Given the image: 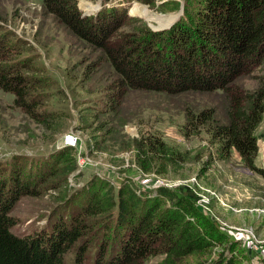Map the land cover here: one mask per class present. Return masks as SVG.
I'll return each mask as SVG.
<instances>
[{
	"label": "rangeland",
	"instance_id": "obj_1",
	"mask_svg": "<svg viewBox=\"0 0 264 264\" xmlns=\"http://www.w3.org/2000/svg\"><path fill=\"white\" fill-rule=\"evenodd\" d=\"M188 1L76 2L83 14L99 19L104 10L121 9L120 17L126 14L116 33L138 37L187 19ZM2 33L15 49L13 56L25 61L21 72L32 77L26 97L31 110L0 89V179L18 173L24 181L33 177L30 183L36 185L35 194L20 196L10 212L19 221L15 233H34L56 211L84 199L82 206L95 193L111 189L115 195L121 190L144 196L164 186L186 194L227 233L228 243L208 249L213 256L222 252L223 259L232 256L233 264H264V178L248 169L234 149L220 159L206 129L194 132L187 122L188 113L206 108H214L216 119L225 122L222 91L132 89L111 111L106 101L115 70L99 58V48L47 13L42 0H0ZM262 80L264 59L235 84L254 90ZM254 132L255 164L264 168V112ZM64 147L70 148L75 164L65 174L59 160ZM200 257L160 253L142 264H195Z\"/></svg>",
	"mask_w": 264,
	"mask_h": 264
},
{
	"label": "trees",
	"instance_id": "obj_2",
	"mask_svg": "<svg viewBox=\"0 0 264 264\" xmlns=\"http://www.w3.org/2000/svg\"><path fill=\"white\" fill-rule=\"evenodd\" d=\"M76 1L42 0V5L76 37L99 48V58L115 70L107 91L109 110L116 111L132 89L173 94L220 90L226 121L216 119L214 108H206L188 113V125L194 132L206 129L220 159L229 158L234 149L248 169L264 178V168L255 164L254 132L264 112V80L254 90L235 84L264 59V0H189L187 19L138 37L116 33L123 22L121 9L104 10L99 19L83 14ZM7 39L6 33L0 34V89L31 110L26 97L32 77L21 72L25 61L13 56L15 49ZM69 150L59 151L64 174L75 169ZM32 178L24 181L16 173L0 179V264H142L160 253H201L195 264L234 263L232 256L223 259L221 252L217 258L208 250L228 243L218 223L186 194L164 186L144 196L121 190L115 195L111 189L95 193L82 206L84 199L56 211L34 233H15L19 221L10 212L20 196L35 194Z\"/></svg>",
	"mask_w": 264,
	"mask_h": 264
},
{
	"label": "built area",
	"instance_id": "obj_3",
	"mask_svg": "<svg viewBox=\"0 0 264 264\" xmlns=\"http://www.w3.org/2000/svg\"><path fill=\"white\" fill-rule=\"evenodd\" d=\"M73 143V138L72 137H66V142Z\"/></svg>",
	"mask_w": 264,
	"mask_h": 264
}]
</instances>
